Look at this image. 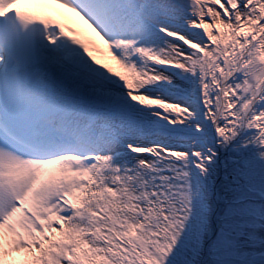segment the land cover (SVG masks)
<instances>
[{
	"label": "snow or ice",
	"instance_id": "obj_1",
	"mask_svg": "<svg viewBox=\"0 0 264 264\" xmlns=\"http://www.w3.org/2000/svg\"><path fill=\"white\" fill-rule=\"evenodd\" d=\"M0 264H264V0H0Z\"/></svg>",
	"mask_w": 264,
	"mask_h": 264
},
{
	"label": "bare ground",
	"instance_id": "obj_2",
	"mask_svg": "<svg viewBox=\"0 0 264 264\" xmlns=\"http://www.w3.org/2000/svg\"><path fill=\"white\" fill-rule=\"evenodd\" d=\"M72 15H75V14H72ZM81 23H83V22H81ZM88 31L91 32V29H89ZM92 35L95 36L94 33H92ZM96 39H97V41H99V38H98V37H96ZM99 43H101V45H102V41H99ZM98 56H99L101 59H106V58H107V54H106V52H100Z\"/></svg>",
	"mask_w": 264,
	"mask_h": 264
},
{
	"label": "rangeland",
	"instance_id": "obj_3",
	"mask_svg": "<svg viewBox=\"0 0 264 264\" xmlns=\"http://www.w3.org/2000/svg\"><path fill=\"white\" fill-rule=\"evenodd\" d=\"M96 55H98V54H96Z\"/></svg>",
	"mask_w": 264,
	"mask_h": 264
}]
</instances>
